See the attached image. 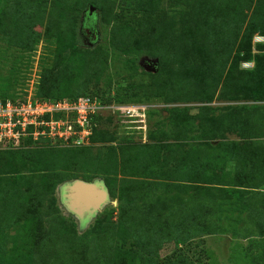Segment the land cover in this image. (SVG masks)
I'll return each mask as SVG.
<instances>
[{
    "label": "rangeland",
    "instance_id": "obj_1",
    "mask_svg": "<svg viewBox=\"0 0 264 264\" xmlns=\"http://www.w3.org/2000/svg\"><path fill=\"white\" fill-rule=\"evenodd\" d=\"M182 1L151 24L122 0L29 18L0 0V97L112 100L88 145L0 150V264H264V37L223 54ZM76 181L107 192L84 224Z\"/></svg>",
    "mask_w": 264,
    "mask_h": 264
},
{
    "label": "trees",
    "instance_id": "obj_2",
    "mask_svg": "<svg viewBox=\"0 0 264 264\" xmlns=\"http://www.w3.org/2000/svg\"><path fill=\"white\" fill-rule=\"evenodd\" d=\"M75 0H14L13 9L20 15L27 16L29 18L33 12L36 11L37 6H46L51 4L53 6H61L69 2H74ZM82 3L83 7L88 5L89 7L98 8L99 0H77ZM164 0H122V4L126 7V11L130 12L134 17L139 15L143 16V23L149 22L152 24L151 16L154 11H158V7L162 4ZM182 1V0H181ZM189 2L191 0H188ZM183 2V1H182ZM195 9L190 11L188 15L195 19H198L197 28L199 32L204 37H208L211 41H214L216 45L220 46L221 53L231 54L233 44L239 41L237 52L243 60L250 61V52L244 49V46L251 41L254 34H260L264 37V0H197L194 6ZM245 9H251V15L249 17L243 16L242 12ZM154 10V11H153ZM163 14V12H158ZM136 20V19H135ZM161 37L162 33L158 34ZM31 42L38 39V35H30ZM219 49V48H218ZM256 60H254V63ZM257 68H254V70ZM97 97L103 102L111 103V99H102L96 93L83 94L81 97ZM79 97L67 98L69 100H76ZM0 99H15L13 97H0ZM44 99V98H42ZM47 99V98H46ZM97 120V119H95ZM94 120V122H95ZM106 135V133L101 132L97 127L93 129L90 142L95 140L96 136ZM37 142L31 141V139H26L22 141L21 146L18 149H5L1 151H6L11 153L15 158L19 155L26 153L30 150L31 145H35ZM46 144V143H45ZM49 144V142L47 143ZM81 148V147H80ZM70 150H76L79 148H64ZM67 150V151H68ZM157 237V236H156ZM158 239V237L156 238ZM142 247V245H141ZM150 247V246H149ZM143 251L148 252L145 245H143Z\"/></svg>",
    "mask_w": 264,
    "mask_h": 264
},
{
    "label": "built area",
    "instance_id": "obj_3",
    "mask_svg": "<svg viewBox=\"0 0 264 264\" xmlns=\"http://www.w3.org/2000/svg\"><path fill=\"white\" fill-rule=\"evenodd\" d=\"M104 106L90 96L58 101L0 99V150L18 149L26 139H43L62 148L88 145L96 128L94 116Z\"/></svg>",
    "mask_w": 264,
    "mask_h": 264
},
{
    "label": "water",
    "instance_id": "obj_4",
    "mask_svg": "<svg viewBox=\"0 0 264 264\" xmlns=\"http://www.w3.org/2000/svg\"><path fill=\"white\" fill-rule=\"evenodd\" d=\"M94 11L93 7H89V16L92 15V12ZM156 64V63H154ZM63 193L62 198L64 200V203L68 209L69 212L76 215L78 218H80L83 221V224L85 222H88L94 215L97 213L102 205L107 201V192L105 190V187L102 183L95 182L92 184L76 181L72 183L71 185H67L63 187ZM100 193L101 199L89 204L88 200L91 197V193ZM81 196H83L85 199L81 200ZM80 197V198H79ZM74 198H79L80 205L74 206ZM67 200V201H65ZM86 216V217H85Z\"/></svg>",
    "mask_w": 264,
    "mask_h": 264
},
{
    "label": "bare ground",
    "instance_id": "obj_5",
    "mask_svg": "<svg viewBox=\"0 0 264 264\" xmlns=\"http://www.w3.org/2000/svg\"><path fill=\"white\" fill-rule=\"evenodd\" d=\"M91 195V197H90V199L88 200L89 202H87V203H89V204H92V203H94V202H96V201H98V200H100L101 199V194L100 193H91L90 194ZM80 198V197H79ZM79 198L77 199V201H76V198H74L75 200H74V206H77V205H80V204H78V202L80 201L79 200ZM82 199H85L83 196H81V200ZM79 203H81V202H79Z\"/></svg>",
    "mask_w": 264,
    "mask_h": 264
},
{
    "label": "flooded vegetation",
    "instance_id": "obj_6",
    "mask_svg": "<svg viewBox=\"0 0 264 264\" xmlns=\"http://www.w3.org/2000/svg\"><path fill=\"white\" fill-rule=\"evenodd\" d=\"M62 190H63V189H62ZM62 194H64L63 191H62Z\"/></svg>",
    "mask_w": 264,
    "mask_h": 264
}]
</instances>
